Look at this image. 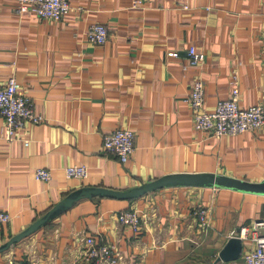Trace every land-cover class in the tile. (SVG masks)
Wrapping results in <instances>:
<instances>
[{
    "label": "crops",
    "instance_id": "1",
    "mask_svg": "<svg viewBox=\"0 0 264 264\" xmlns=\"http://www.w3.org/2000/svg\"><path fill=\"white\" fill-rule=\"evenodd\" d=\"M70 1L53 20L0 0V86L15 75L44 116L27 124L29 144L8 140L0 117V208L12 215L0 223V264H94L81 256L88 235L118 249L121 264H244L253 236L264 233L256 223L264 219V191L179 177L135 197L118 192L174 175L264 180V125L211 135L195 128L188 100L200 76L213 109L231 95L238 68L241 104H264V0ZM94 22L109 28L103 44L86 36ZM190 45L205 53L202 64H189ZM117 127L135 132L124 162L103 145ZM76 163L88 166V176L66 175ZM37 167L52 177L37 179ZM201 206L209 208L208 227L196 214ZM129 208L142 213L141 229L119 221ZM244 226L242 255L218 259Z\"/></svg>",
    "mask_w": 264,
    "mask_h": 264
},
{
    "label": "built area",
    "instance_id": "2",
    "mask_svg": "<svg viewBox=\"0 0 264 264\" xmlns=\"http://www.w3.org/2000/svg\"><path fill=\"white\" fill-rule=\"evenodd\" d=\"M140 0H135L138 3ZM188 6V5H186ZM70 0H17L16 10L20 13H35L41 17L60 20L71 9ZM87 38L97 44L105 43L109 38V28L102 22L92 23L86 30ZM171 55L178 51L172 50ZM205 60V53L195 45L188 48V62L191 65H200ZM240 71H232V93L228 98L220 99L213 109L205 107L206 85L202 77H197L193 83L188 100L191 104L195 128L211 135L225 136L255 130L264 125V104L256 103L250 106L241 104V90L239 85ZM0 117L5 120V137L8 140L22 138L25 144L30 139L23 136L29 122H40L44 116L37 113L33 107L31 96L21 88V83L15 75L8 77L6 83L0 86ZM135 132L130 127H117L104 136V148L116 154L121 161H126L134 149ZM68 177L84 178L89 174L86 164H70L65 166ZM37 179L48 180L52 171L48 167L35 169ZM209 208L201 206L196 214L203 227L210 225ZM12 219L11 213L0 208V223ZM118 219L122 224L129 225L134 230L142 228L143 215L135 208L121 209ZM257 225L264 224L260 219ZM249 229L242 227L241 237L249 236ZM255 245L244 254V264H264V233L253 236ZM85 248L81 252L85 261L94 264H121V252L108 242L99 241L94 235L85 237ZM19 264H33L32 259H22Z\"/></svg>",
    "mask_w": 264,
    "mask_h": 264
},
{
    "label": "water",
    "instance_id": "3",
    "mask_svg": "<svg viewBox=\"0 0 264 264\" xmlns=\"http://www.w3.org/2000/svg\"><path fill=\"white\" fill-rule=\"evenodd\" d=\"M183 178L187 177L189 179H196V180H209V181H214V182H221L222 184H225L230 187H237V188H242V189H249V190H254V191H264V180L263 181H249L246 179H240L228 175H213V176H208V175H203V174H189V175H178V176H165L162 179H160L158 182L153 183L151 185H146L138 190H129V191H119L118 194L122 195L124 197H135L143 192L159 187L163 185L165 182L173 180L175 178ZM100 190H103L105 192H113L111 189H106L103 187H99ZM85 192V191H84ZM70 199L67 200V204L70 203ZM46 217H43L41 219H38L34 223H32L27 230L22 231L16 235H14L10 239V243L13 241H17L23 236L31 233L39 224H41ZM243 247H244V240L240 235H232L228 238L224 246L219 252L218 259H224V261H230V259H236L240 257L243 253Z\"/></svg>",
    "mask_w": 264,
    "mask_h": 264
}]
</instances>
